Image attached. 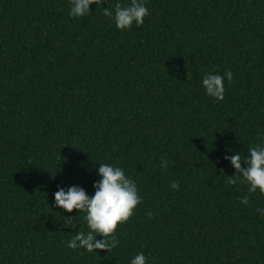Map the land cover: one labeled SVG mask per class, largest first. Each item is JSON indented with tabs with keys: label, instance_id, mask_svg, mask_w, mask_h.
<instances>
[{
	"label": "trees",
	"instance_id": "obj_1",
	"mask_svg": "<svg viewBox=\"0 0 264 264\" xmlns=\"http://www.w3.org/2000/svg\"><path fill=\"white\" fill-rule=\"evenodd\" d=\"M117 3L74 18L70 0H0V264H264V195L224 159L264 146V0H144L123 31ZM227 71L209 97L204 76ZM100 164L142 202L111 252L73 250L85 213L55 193L93 196Z\"/></svg>",
	"mask_w": 264,
	"mask_h": 264
},
{
	"label": "clouds",
	"instance_id": "obj_2",
	"mask_svg": "<svg viewBox=\"0 0 264 264\" xmlns=\"http://www.w3.org/2000/svg\"><path fill=\"white\" fill-rule=\"evenodd\" d=\"M70 15L74 18L84 17L90 13V5L100 6L102 0H70ZM104 15L114 19L119 30H130L133 24L142 26L144 18L148 15L144 0H131L130 5L122 6L117 3L113 11L108 7L104 9ZM229 82L233 79V73L227 71L224 76L219 74H207L204 76L202 84L209 97L218 101H223L225 96L224 79ZM249 156L242 158L236 154L225 156V160H230L231 165L236 170V175L229 178V183L236 184L239 177H243L249 193H256L257 190L264 195V146H255L248 149ZM167 160L161 163L162 168L167 167ZM242 164L246 167H242ZM222 171V170H221ZM98 174L101 179L94 184V195L89 197L83 188L72 186L67 192L60 188L55 193V204L60 209L68 213L73 210L85 213V220L89 231L87 233L77 232L67 246L70 249L83 248L89 253L94 251L111 252L118 245L115 232L118 227L127 223L133 216L136 207L142 202L138 194L135 183L125 175L122 168L113 167L108 164H100ZM170 187L173 190L179 189V182H172ZM248 204V197L241 201ZM264 215V210H259ZM149 216L151 214L149 213ZM65 228H75L73 217L64 218ZM103 237L97 240L96 237ZM130 264H146V257L141 252L137 254Z\"/></svg>",
	"mask_w": 264,
	"mask_h": 264
}]
</instances>
